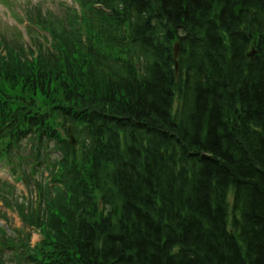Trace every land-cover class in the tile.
<instances>
[{
	"label": "trees",
	"instance_id": "obj_1",
	"mask_svg": "<svg viewBox=\"0 0 264 264\" xmlns=\"http://www.w3.org/2000/svg\"><path fill=\"white\" fill-rule=\"evenodd\" d=\"M77 1L82 16L50 23L54 47L35 61L0 43L13 93L0 155L27 131L56 140V112L82 149L76 161L57 139L62 186L42 243L56 263L28 259L264 264V0Z\"/></svg>",
	"mask_w": 264,
	"mask_h": 264
},
{
	"label": "rangeland",
	"instance_id": "obj_2",
	"mask_svg": "<svg viewBox=\"0 0 264 264\" xmlns=\"http://www.w3.org/2000/svg\"><path fill=\"white\" fill-rule=\"evenodd\" d=\"M30 1L33 2L31 5L40 4L42 9L44 10L43 12H45V10L47 8L49 11H52L53 14L56 15V9H55L56 0H44V2H43V0H38V1L30 0ZM24 27H25V25L22 26V32L24 30ZM8 28H6L4 25L0 24V40H2L3 38L4 39L7 38V40H10V43H15L14 40H16L17 42L20 41L18 39V36L16 35V33L13 32L12 28L11 29L10 28L8 29ZM22 35H23L22 42L26 45L29 44L30 42L28 41V38L25 36V33H23ZM27 154H28V152L22 153L21 158H18L15 161L14 164L18 168H20V169L22 168V162L24 163V160H25ZM25 174L29 177V179H32L30 176V173H29V167H27L25 169ZM44 174H45L44 171H41V169H40L39 173H38L37 181L44 180L46 178V176H44ZM20 175H21V178H20ZM20 175L18 177V180L15 179L13 181V185H14L13 186L14 187L13 195L12 196L10 195V196L12 198H15V197H19L22 194L23 197H26V199H28V201H32L34 204V200H33L34 195L31 196V193H30L31 188L25 186L26 185L25 182H21L22 179H24L22 170H21ZM10 196H9V198H10ZM229 201H231V195H229ZM1 202L2 201H0V227H1L0 230H2L3 234L5 233V235L7 237L8 236L12 237V239L14 241L18 242V241H20V237H21L19 233L26 234L27 231L24 230V228H23L20 220L17 218V216L13 212H11L9 209H6L5 207H3V204ZM12 233L18 234V237L16 235L11 236ZM39 241H40V236H38L37 233L31 232L30 233V245L35 246L37 243H39ZM7 264H10V263H7Z\"/></svg>",
	"mask_w": 264,
	"mask_h": 264
},
{
	"label": "bare ground",
	"instance_id": "obj_3",
	"mask_svg": "<svg viewBox=\"0 0 264 264\" xmlns=\"http://www.w3.org/2000/svg\"><path fill=\"white\" fill-rule=\"evenodd\" d=\"M3 1V0H2ZM44 2V1H43ZM42 12V7H41V5L40 4H38V6L34 9V13H41ZM41 16V15H40ZM46 17H48V19H54V17L53 16H51L50 17V15H45ZM29 20V19H28ZM48 35H50V34H48ZM35 36H37V37H40V38H43V40L45 41L46 39H45V37H46V33H44L43 31H41V32H37V33H35ZM47 37H49V36H47ZM34 59V60H33ZM35 57H33V58H24L23 57V59H21L22 61H28V62H31V61H35ZM0 88H2L1 89V92L3 93L4 91H6L7 90V87H0ZM8 89H10V87L8 86ZM7 137H8V133L7 132H2V133H0V141L4 144V141H5V139H7ZM5 152V150H4V148H2L1 150H0V153H4ZM51 152V151H50ZM53 255V261L56 263V252L55 253H53L52 254ZM51 258V257H50Z\"/></svg>",
	"mask_w": 264,
	"mask_h": 264
},
{
	"label": "water",
	"instance_id": "obj_4",
	"mask_svg": "<svg viewBox=\"0 0 264 264\" xmlns=\"http://www.w3.org/2000/svg\"><path fill=\"white\" fill-rule=\"evenodd\" d=\"M178 55V46L175 45V48H174V57L176 58Z\"/></svg>",
	"mask_w": 264,
	"mask_h": 264
}]
</instances>
